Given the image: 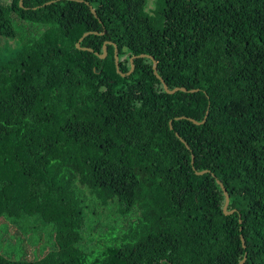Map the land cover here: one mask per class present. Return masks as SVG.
<instances>
[{
	"label": "trees",
	"instance_id": "16d2710c",
	"mask_svg": "<svg viewBox=\"0 0 264 264\" xmlns=\"http://www.w3.org/2000/svg\"><path fill=\"white\" fill-rule=\"evenodd\" d=\"M0 1V264H264V0Z\"/></svg>",
	"mask_w": 264,
	"mask_h": 264
},
{
	"label": "rangeland",
	"instance_id": "374dc122",
	"mask_svg": "<svg viewBox=\"0 0 264 264\" xmlns=\"http://www.w3.org/2000/svg\"><path fill=\"white\" fill-rule=\"evenodd\" d=\"M150 7L152 6L150 5ZM19 25L21 24L17 22L16 26L19 27ZM17 31L18 29L15 28L14 34L16 36ZM17 39L18 37L16 39L5 37L0 38V57L4 54H10L14 49H18ZM28 222L29 224L26 231L25 223L22 227H15V229L17 230L16 235H13L11 233V224L7 222L3 223L2 227L0 228V254L4 255L7 258L18 259L24 255V252H22V250L24 249V244L36 246L37 248H42V245L47 239L45 231L43 229H39L37 222L33 218H30ZM7 225H9L8 230L6 229ZM30 260H33L32 256L30 257Z\"/></svg>",
	"mask_w": 264,
	"mask_h": 264
},
{
	"label": "water",
	"instance_id": "95a60500",
	"mask_svg": "<svg viewBox=\"0 0 264 264\" xmlns=\"http://www.w3.org/2000/svg\"><path fill=\"white\" fill-rule=\"evenodd\" d=\"M71 1H76V2H80V3L84 2L83 0H71ZM52 2H53V1H50V2H47L46 4H50V3H52ZM86 4L89 5L88 3H86ZM19 5L22 6V0L19 1ZM89 8H90L91 13H92L94 16H96V13H95L94 9H93L91 6H89ZM90 34H94V35H102V34H104V32H102V33H98V32H86V33H84V34L79 38V40L77 41V43H76V48H78V49H80V50H83V51L94 52V51H93L92 49H90V48H87V47H81V46H80V43L82 42V40H83L86 36H88V35H90ZM109 44H112V42H110V41H105L104 44H103V53H102V54H98V53H95V52H94V54H95L96 56H98L99 58L104 59L105 56H106V53H107L106 46L109 45ZM136 58H150V59L152 60V69H153V73H154V75L156 76V78H158V79L160 80V82L163 84V88H164V90H165L166 93H168V94H174V93L177 92V91H182V92H186V91H187L185 88H174V89H172V90L168 89V87H167V85L164 83L163 79H162V78L158 75V73H157V63H156V61L154 60L153 57H151V56H149V55L140 54V55H137V56H132V57L130 58V70H129L127 73H124V74H123V73H121L120 70H119V58H118V52H117V50H116V48H115V51H114V62H115V68H116L117 73L120 74L122 77L127 76V75H130V74L133 72V70H134V63H133V60L136 59ZM193 91H194V90H191L190 92H193ZM182 118H185V117H179V119H182ZM186 119H187V118H186ZM205 119H206V116L204 117V119H203L202 122H197V121H195V120H193V119H188V120L191 121V122H193L194 124H201V123H203V122L205 121ZM170 129H172V126H171V125H170ZM175 135H176V137L179 136L178 134H175ZM180 140H181L182 142H184L182 139H180ZM186 147L188 148L187 145H186ZM191 163L193 164V157H192V159H191ZM203 173H205V171L198 172V174H203ZM218 184L220 185L221 189L223 190L224 197H225L224 205H223L222 211H223V213H224L225 215H231V214L234 213L235 210L228 211L229 196H228V194H227L225 188L223 187V185H222L219 181H218ZM239 222H240V220H239ZM241 240H242V242H243L242 237H241ZM243 247H245L244 244H243ZM245 260H246V254L244 255L242 261H241L239 264H243Z\"/></svg>",
	"mask_w": 264,
	"mask_h": 264
}]
</instances>
